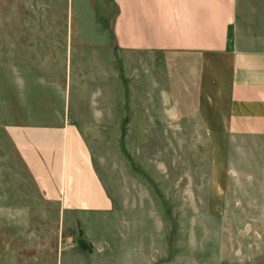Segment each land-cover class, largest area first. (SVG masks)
Segmentation results:
<instances>
[{
  "label": "rangeland",
  "instance_id": "1",
  "mask_svg": "<svg viewBox=\"0 0 264 264\" xmlns=\"http://www.w3.org/2000/svg\"><path fill=\"white\" fill-rule=\"evenodd\" d=\"M112 14L111 0H0V58L22 28L52 30L55 47L98 48L96 33L102 24L110 33ZM119 62L118 77L92 82L81 132L111 209L61 213L39 196L38 209L13 213L40 222L41 263L264 264V139L206 131L179 67L128 85ZM0 159V172L21 173L7 144Z\"/></svg>",
  "mask_w": 264,
  "mask_h": 264
},
{
  "label": "crops",
  "instance_id": "2",
  "mask_svg": "<svg viewBox=\"0 0 264 264\" xmlns=\"http://www.w3.org/2000/svg\"><path fill=\"white\" fill-rule=\"evenodd\" d=\"M111 2L110 33L103 24L96 33L100 47H55L52 30L22 28L0 58V145L22 166L21 173L0 172V181H15L0 182V213H7L0 215V264H46L40 222L12 215L38 209L39 196L61 213L111 209L81 132L92 116V82L118 77L119 59L128 85L179 67L206 131L264 139V0ZM59 32L69 41L68 29Z\"/></svg>",
  "mask_w": 264,
  "mask_h": 264
}]
</instances>
